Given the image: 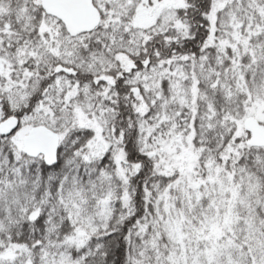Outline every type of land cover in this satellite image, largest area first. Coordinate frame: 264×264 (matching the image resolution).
<instances>
[{"label":"snow or ice","instance_id":"snow-or-ice-1","mask_svg":"<svg viewBox=\"0 0 264 264\" xmlns=\"http://www.w3.org/2000/svg\"><path fill=\"white\" fill-rule=\"evenodd\" d=\"M0 264H264V0H0Z\"/></svg>","mask_w":264,"mask_h":264}]
</instances>
